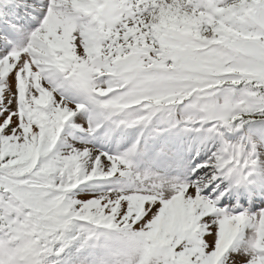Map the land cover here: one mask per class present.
I'll use <instances>...</instances> for the list:
<instances>
[{"label": "snow or ice", "instance_id": "6c2138e0", "mask_svg": "<svg viewBox=\"0 0 264 264\" xmlns=\"http://www.w3.org/2000/svg\"><path fill=\"white\" fill-rule=\"evenodd\" d=\"M0 264H264V0H0Z\"/></svg>", "mask_w": 264, "mask_h": 264}]
</instances>
